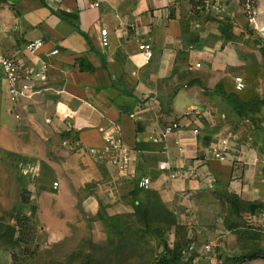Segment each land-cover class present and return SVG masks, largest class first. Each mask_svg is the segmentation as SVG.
Masks as SVG:
<instances>
[{
	"label": "crops",
	"instance_id": "1",
	"mask_svg": "<svg viewBox=\"0 0 264 264\" xmlns=\"http://www.w3.org/2000/svg\"><path fill=\"white\" fill-rule=\"evenodd\" d=\"M200 1L0 0V54L35 89L15 105L0 74V264H13V255L22 264H63L81 239L113 230L150 194L195 228L232 198L264 204V107L248 117L236 109L264 100V89L250 91L257 65H248L246 42H233ZM36 41L43 47L29 52ZM81 59L95 71L81 69ZM44 66L48 82L29 78ZM175 122L174 135L149 140ZM109 136L123 146L124 171L110 155L90 154L103 152ZM74 141L81 150L70 148ZM223 146L228 158H213ZM144 177L148 191L138 186ZM23 217L34 229L28 259L19 242Z\"/></svg>",
	"mask_w": 264,
	"mask_h": 264
},
{
	"label": "rangeland",
	"instance_id": "2",
	"mask_svg": "<svg viewBox=\"0 0 264 264\" xmlns=\"http://www.w3.org/2000/svg\"><path fill=\"white\" fill-rule=\"evenodd\" d=\"M204 1L209 16L232 32L233 42H246L248 65H257L252 80L258 82L253 81L250 90L255 95V89H264V0H201L200 5ZM148 200L134 214L116 220L113 230L104 228L81 239L63 264H159L166 247L181 252L184 264H264V256L241 259L264 253V204L228 199L213 222L195 228L183 224L152 194ZM32 229L31 222H23L20 229L29 245L34 240ZM33 256L30 251L26 257ZM13 264H22L20 258Z\"/></svg>",
	"mask_w": 264,
	"mask_h": 264
},
{
	"label": "built area",
	"instance_id": "3",
	"mask_svg": "<svg viewBox=\"0 0 264 264\" xmlns=\"http://www.w3.org/2000/svg\"><path fill=\"white\" fill-rule=\"evenodd\" d=\"M100 5L95 3L93 5L94 8H98ZM103 42L105 46H108V32L106 30L102 31ZM43 47L42 41H36L27 45V50L31 53H35L39 48ZM140 52L145 55L147 60H151L153 58V50L150 44L143 43L139 47ZM54 55H58L59 51H55ZM197 68H200L201 65H197ZM48 68L44 66L39 72H33L29 74V78H34V80L42 83H46L49 80L48 77ZM0 74H3L5 79L8 82V94L13 101V104H18L23 99H30L35 94V89L33 86L27 84H21V72L17 63L3 55L0 54ZM236 82V91L243 92L246 89V83L242 77H237L235 79ZM191 113H187L186 116H189ZM17 118H19L17 116ZM131 118L136 119L137 115H131ZM181 129V124L179 122L172 123L166 126L161 131H153L149 134V140L152 142L164 141L174 135ZM198 130L195 131V134H199ZM107 147L103 152L92 151L91 153L97 156L100 160L106 159L105 156L110 155V161H112L120 171H124L127 168L128 158L126 157L125 151L119 139L115 136H109L106 138ZM70 145L72 150L78 151L81 150L83 145L80 141H74ZM230 148L228 146H223L222 148L216 150L213 154V158L225 161L228 158ZM161 169H166V166H161ZM140 190L148 191L151 187L150 178L144 177L140 180L138 184ZM55 189L58 188V184H55ZM214 184L209 186V189H213ZM210 250L209 248H207Z\"/></svg>",
	"mask_w": 264,
	"mask_h": 264
},
{
	"label": "trees",
	"instance_id": "4",
	"mask_svg": "<svg viewBox=\"0 0 264 264\" xmlns=\"http://www.w3.org/2000/svg\"><path fill=\"white\" fill-rule=\"evenodd\" d=\"M80 61V66L81 69H85L88 72H94L95 68L88 66L84 68V60L81 59ZM226 97H230L228 96V94H224ZM262 105H264V100L260 101V100H255L253 103H237L236 105V109L239 115L244 116V117H248L250 115V112H253L255 109H258L259 107H261ZM24 224H29L30 220L26 217L23 218H18V225L19 228L22 229V225ZM33 231V229H32ZM20 235H21V231H20ZM19 242L25 245V256H29L30 255V249H29V242L28 241H24L22 240V237L20 236L19 238ZM264 256V253H256V254H252L246 257H242L241 259H245V258H257V257H261ZM16 255H13V260L16 258ZM185 258L183 256V254L181 252H178L175 249H172L170 247H166V255L164 257V259L159 263V264H184Z\"/></svg>",
	"mask_w": 264,
	"mask_h": 264
}]
</instances>
